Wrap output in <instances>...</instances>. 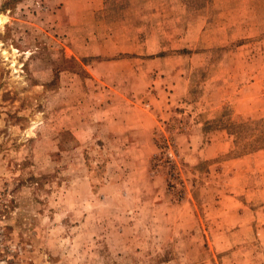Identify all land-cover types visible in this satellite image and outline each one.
Instances as JSON below:
<instances>
[{
    "label": "rangeland",
    "instance_id": "1",
    "mask_svg": "<svg viewBox=\"0 0 264 264\" xmlns=\"http://www.w3.org/2000/svg\"><path fill=\"white\" fill-rule=\"evenodd\" d=\"M261 119L264 0H0V264H264Z\"/></svg>",
    "mask_w": 264,
    "mask_h": 264
},
{
    "label": "trees",
    "instance_id": "2",
    "mask_svg": "<svg viewBox=\"0 0 264 264\" xmlns=\"http://www.w3.org/2000/svg\"><path fill=\"white\" fill-rule=\"evenodd\" d=\"M230 133L235 137V143L243 144L249 148L241 153L264 148V119L249 122H241L232 127L228 126ZM240 147V146H239Z\"/></svg>",
    "mask_w": 264,
    "mask_h": 264
}]
</instances>
